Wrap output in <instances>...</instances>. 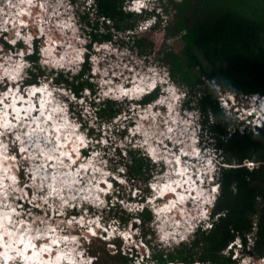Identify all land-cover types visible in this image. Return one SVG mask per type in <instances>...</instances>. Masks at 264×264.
<instances>
[{"label": "rangeland", "instance_id": "374dc122", "mask_svg": "<svg viewBox=\"0 0 264 264\" xmlns=\"http://www.w3.org/2000/svg\"><path fill=\"white\" fill-rule=\"evenodd\" d=\"M131 1L132 0H125L124 2V8L127 11H130L132 8L129 7ZM22 2L23 0H0V28L4 26L5 28L8 27L6 20H10L12 17L14 19L20 17L16 16V14L21 11V9L19 11H17V9L21 7ZM163 3L166 11H164V18L162 21L155 26V28H151V30L150 27L147 29V24H142L141 26L138 24L137 30L134 32L138 36L145 35L155 41V48L152 52L141 54L136 46L131 47L132 38L129 39L131 41L130 42L128 40V38H130L128 36L129 31L120 33L117 41L93 43L92 49L89 51L91 58L89 61L91 64V74L93 75L90 80L96 90L95 93H92L90 89L85 88L82 94L77 98V95L72 93L70 89L63 85L55 84L51 77L47 78L44 75L38 78L39 84L48 82L50 85L55 84L57 87L60 86V88H65L66 93L63 92L62 96L69 98L65 99L69 100L71 103V107L68 106V108L73 120H63L65 117H62L61 121H63L62 123H64L66 125H64L65 128H67H64L65 131L62 128L63 131L61 136L53 138L50 137L51 135H45L43 136V139H40V134L38 133L43 131H40L39 128L37 133L33 130V125L36 124V128L42 126L43 129H46L54 124V119L50 118L52 120L51 126H48L47 124L43 126V124L48 120L45 119L46 117H44L42 113H38L39 116H36L38 119L35 120L33 119V116H30V118L25 120L20 117V115H17L18 123H10L11 125L13 124L10 127L13 129L10 132H12V135L17 138L20 136L19 141L21 143L23 142L22 145L24 148V155L19 154L18 152L17 156L20 160L15 162H12V160L4 156L6 155L5 146L7 144L6 142L0 141V150L2 147L0 160L2 162L4 160L5 162H9L12 166L11 172L16 174V176L21 180L20 184H23V186L21 185L20 187L17 185L9 187L7 181L3 183L2 180L4 179H2L1 169L9 170L6 163L3 162L4 165L0 167V185L5 184L0 190V243L2 244L0 247V264H3V260H7V257H5V254L3 253V249H5V245L2 241L3 237L7 238L6 247L8 249L11 248L10 251L13 250L12 252L15 253L16 251L17 253L15 254L17 258H15V256L11 259L8 258V261H13L11 264H31L32 261H34L33 264H128L123 263L121 260V255L123 254H127L128 257H132L134 264H157L155 260L147 262V260L153 257V253H158V250L168 253L182 246L178 244V242L181 241L180 237L183 228L177 229L178 233L176 232V234H169L172 230L168 229L166 226L168 223V217L165 218L164 214L162 215L158 213V209L162 207V203L169 200L162 198L160 190L162 184L167 183V174L168 170H170L168 167L169 165L167 166V164H170V162L166 161V163L164 160H158V157L155 158L154 156H152L153 158H149V154L151 155V149L149 148L150 151L148 154V147L145 144V139L151 143L150 146L154 145L151 141L155 139V145L159 144V148H163L164 151H167L166 154L162 155V157L166 158V160L173 157L171 156L172 153L174 156L182 154V160H186L188 165H200L198 162L206 159L205 157H201L200 160L196 161V158H193L196 154H198L197 152L199 149H202L204 145L208 146L212 151V155H209L210 158L213 156V150L215 147L213 141L214 138L210 132L206 130V128H203V122L200 123L196 117V99L200 96L201 91L196 90L195 95H192V92H190V95L187 94L183 104L181 105L179 101L173 100L177 92L176 86L169 83L163 85L166 93L165 95H161L157 102L152 100L147 101L149 102L147 103L138 100L141 94L143 92L145 93V90H148L147 88H145V90H138L137 86L140 85L138 83L145 78L149 79L152 76L154 78L157 77L154 72L162 74L166 71V69L169 70L171 65L166 61V49L168 50L171 48L179 52L183 45L179 36H170L165 31L166 26L175 21L177 8L169 4L168 0H165ZM36 4L39 6L36 12H40L39 16L45 19H41L44 22L45 29L48 27L47 22L49 25L53 26L58 24L63 25V27L58 26L57 29L50 28V32L53 31L51 39H55L61 44V46H58L57 49L58 51L63 52V56L69 54L71 58L77 59L81 52H88L89 48L87 47V44L91 42V32L96 31L93 23L89 25L88 22H86L88 20L95 22L96 19V15L93 13L90 6V0H36ZM147 4L150 7L153 2L149 1ZM15 5L16 7H14ZM166 8H168V10ZM35 9H37V7ZM14 22L15 21L12 20L10 25H15L16 29L20 30L22 21H18V24H15ZM35 22L31 23V21H29L28 23L30 24L29 26H31L30 29L32 31L35 30ZM16 29L14 28L13 30L17 32V37L12 35L14 37H11V39L9 33L7 32H5L7 39L0 34V68H2L0 71L2 70L3 73L0 75V91H4L5 99L7 100H9V98L11 100V95L14 94L13 96H15V94H17L18 88L16 84H12L13 82L11 80L3 78L5 75L10 77L13 71L19 68L21 63L19 61H21V59L17 58V54L21 53V51H19V48L11 49V46L10 48L6 47L3 41L13 42L12 39L19 38L18 34H23L26 37L25 41H28L27 39L31 38L30 35L26 36L27 29L23 31L24 33H21V31H17ZM66 29H69L70 31L67 32ZM102 30L104 31V29ZM59 31L62 32L64 37H62L61 34H58ZM35 34L37 33L35 32ZM123 41L125 43H123ZM40 44L45 46L43 41H41ZM52 44L53 43H51V45ZM44 51L46 57L38 56V63L46 74H49L52 71H62L64 72V75L69 73L67 71H71L73 74L78 72V66H74V70L70 67L60 69L59 66L62 65H55L56 61L50 55L51 50L45 49ZM24 52H27V50H24ZM32 66L34 65L32 64ZM7 69L13 70L11 72ZM33 69H35V67H33ZM35 73L38 72L35 70ZM54 75H56V73L52 76ZM11 76H13V74ZM22 82L23 80H21L19 84ZM24 84H21L20 87L23 88ZM123 86L124 88L122 89ZM213 86L216 88L220 106L224 109L230 119H235L237 121L236 123H238L242 129L245 127L254 128L253 123L260 122L257 118V116L261 114V110L259 109V99H257L258 96L237 95L220 86ZM203 87V85H200V88L198 89L201 90ZM11 88L13 90H11ZM31 88L38 93V95L33 94L35 97L39 98L40 94L44 93L41 99H50L49 101H53V105L56 106L55 100H52L50 97L51 94H48L50 91L47 92V89L50 90V87H47L44 84H42V86L34 85L28 90ZM131 88L134 95L130 92H126L127 90H131ZM187 88L189 89V87ZM53 91H55V88ZM110 91H114L116 95H113V92ZM22 93L24 94L23 91ZM108 96H115L119 98L118 101L120 103L119 107L121 108V113L117 117L110 120H101L95 110V106H90V102H102L104 99L108 98ZM59 98L61 99L59 102L63 104L65 100L64 97ZM132 98L134 99L132 100ZM115 100L117 99L115 98ZM187 103L193 105V109L185 106ZM159 104H166L167 110L160 107ZM66 106L67 103L65 101V105L58 106L57 108L50 107L52 110L50 112H53V108H56V111H64L63 109H65ZM60 107L62 109H60ZM6 109L8 108L6 107ZM6 109L4 115L8 112ZM257 109L259 110L257 111ZM145 116L150 117L151 121L149 122V119L147 120V117ZM59 118H61V115ZM161 118L163 120H161ZM75 119L78 120V122ZM140 120H142L143 123ZM178 120L180 121L179 123H177ZM26 121L31 122L32 125L26 124ZM145 121H147V123ZM156 121L160 122L159 126L156 125ZM54 122H56V120ZM68 122L69 124H67ZM81 124H84L86 129L83 131H77V128H79ZM145 124L148 126V132L146 131L147 133L143 132V134H141L140 131L142 132L143 130L141 127ZM155 126L158 127L155 129ZM24 127L26 128L25 131H23ZM88 128H94L95 130L91 133L90 137H87L86 139L94 142L98 139V141L102 142L100 145L104 143L103 148L102 150L97 149V151L95 148L92 149L91 147L85 149L89 156L80 157L79 161L76 162L78 167H75L72 160H76V156H71L69 158L68 156H70V153H73L71 148L75 150L80 148V145L78 147L75 146L76 142L79 141L78 136L86 137V134H90V132L87 131ZM124 128V133H121ZM114 130H116V132ZM254 131L256 132L257 130ZM1 132L7 131L2 130L0 133ZM22 132L24 133L22 134ZM65 132H67L66 134L72 133L70 139L74 142H71L70 139L69 141L65 140L67 139L65 138L67 136ZM183 132H185L183 138H174L178 136L177 133L182 135ZM154 134H157L158 138H150L153 137ZM72 135L74 139L72 138ZM32 137L37 138V141L31 140ZM59 138H63L66 143L69 142L68 144L71 143L72 147L70 150L65 145V142V144H63L64 147H59L58 149L59 155L65 158L67 163L70 165H66L63 160H61L59 164L49 161L58 158L57 155L52 157L49 154H51V152L53 153V150H57L51 144V141H58ZM178 139L179 141L177 142ZM198 139L201 141L200 144L197 142ZM13 140L15 142V139ZM159 140H163V143H160ZM170 140L171 143L174 144L167 146ZM42 142H44L43 144L49 142L51 147L47 149L46 147H42L40 144ZM31 143H34L33 146ZM129 148L133 149L134 152L137 153L136 156L141 155L151 159L152 162V165L149 168L146 167L142 174L136 173L133 177H130L128 168H126L122 163V160L127 161L130 164L133 163L130 153L127 151ZM26 149L30 152H27ZM39 151H41L44 155H38ZM168 152H171V154H168ZM208 153L209 151L203 155H208ZM186 154L188 156H186ZM199 155L202 156V154ZM209 156L207 157L209 158ZM219 158L221 159L222 156ZM47 161L50 163L49 167L46 165ZM65 167L71 168V170ZM48 169L49 171L51 170V172L46 173ZM197 169L193 168L191 173L196 177V179H200V177L195 173ZM95 170H97V172H95ZM190 170L191 169H189V171ZM41 171L46 173L42 177L39 175ZM51 173H56L55 176L57 179H55V181L57 182V185L54 184V179L52 178L53 174ZM100 175L101 178L99 177ZM101 182L104 186H101ZM201 184L204 187H202V192H204V190L207 192V194L205 193V201L207 200L209 202V196L212 195L210 185L203 183L202 181ZM75 185H77V187H75ZM112 185L113 188L110 189L109 187ZM46 186H49V190ZM84 187H87L88 190L81 193ZM13 188L23 191V193L21 192L16 194V196L11 197L14 193L9 190ZM100 188H103V190L106 191H111L110 195H112L114 200L113 203L110 204H113V209L111 211L106 210V198L101 195L99 200L104 202L101 204L98 203V207L94 206L91 210L92 213L86 215V212L83 211L86 206L83 198L89 199L95 204V197H99L96 196L98 194L95 193ZM44 191L52 192L53 194L46 196ZM22 194H24L25 199H27L26 196L30 195V198H40L42 201H48L49 204H51L50 198L56 199V203H54V205L58 206V213L56 210L53 212L51 206L48 204L42 205V202L38 203L31 201L33 206H30L27 209L26 216L21 215L15 217L17 213L22 212L21 209L15 208V206H17L16 202L18 201L17 198H24L20 197ZM141 197H145V199L143 200ZM73 198L80 199L79 205H81V207L79 208V214L76 215V218L69 217L67 219V215L62 212L64 209L69 207L64 205V202L66 200L69 204H76V202L69 200ZM19 200L22 202L21 199ZM204 203L205 202H202L203 206H205ZM188 205V213L191 215L190 218H192L193 213L198 212L197 210L199 206L196 205L195 200L191 201ZM144 207L150 209L153 214V220L148 221L145 224L141 222V218L137 215V212L142 211ZM202 207L200 208L202 209ZM191 208L193 210H191ZM209 211L211 212L212 209H209ZM202 212H204L203 209L201 210V213ZM132 214L133 217L125 223L124 219H127L128 216ZM168 220L169 223H173L174 221L172 218H169ZM115 227H117V229L119 228L121 233H123L126 237V240L127 238L130 240L128 241L129 243L124 242L123 239H118L121 234L118 236V230ZM89 231L95 232L96 235H90ZM23 236H25V239H23ZM194 237L195 236H192V241L195 239ZM19 238L20 240H24L28 243L33 242L32 244H29V250L33 249L31 255L35 257V259H28L24 252H17V248H12V242H18ZM166 238H168V240H166ZM36 239L41 242L40 246H44V249L41 247L37 248L35 242ZM46 239L47 243L45 242ZM111 239H115V241H112ZM58 240L61 241L62 244H60ZM161 240H163V242H161ZM191 240L190 242H192ZM114 242L121 243V246L117 245V247ZM186 244H188V247L190 246L189 243ZM51 248L55 249L49 253L48 250ZM227 248L224 249L223 253L229 255L230 251L227 250ZM238 249L239 247H236L232 254V258L236 261L234 264H264V262L260 263V255L255 254L253 249L250 251H248V249H240L239 251ZM200 250L201 249H198L197 253H199ZM236 251L239 253L235 256V254H237ZM50 254L53 255L52 261L48 259L49 256H51ZM58 254L61 256L57 260ZM91 259H93V261H91ZM143 259L145 260L144 262H142ZM4 264L7 263L5 262ZM173 264L212 263H203L195 260L190 263L175 262Z\"/></svg>", "mask_w": 264, "mask_h": 264}, {"label": "trees", "instance_id": "16d2710c", "mask_svg": "<svg viewBox=\"0 0 264 264\" xmlns=\"http://www.w3.org/2000/svg\"><path fill=\"white\" fill-rule=\"evenodd\" d=\"M125 0H93L90 2L96 31L91 32L89 51L93 43L117 41L119 34L127 32L131 47H137L141 54L154 50L155 41L134 32L144 17L135 11L124 8ZM177 8L176 19L166 26L168 35L179 36L183 43L180 51L166 49V61L171 78L182 86L189 87L192 95L201 91L196 106L202 113L204 128L214 138V147L224 163L219 171L221 190L215 201L213 215H217L212 228L198 230L195 239L172 252L153 253L147 262L157 264L211 262L212 264H234L232 250L223 253L229 245H237L238 239L247 246V234L255 228L252 246L255 254L264 256V124L259 128L242 129L237 121L230 119L220 106L216 88L220 86L237 95H264V0H168ZM168 10V8H166ZM166 11V10H165ZM104 29V31L102 30ZM151 30V29H150ZM133 32V33H130ZM135 34V35H134ZM6 47L9 44L3 41ZM123 43H125L123 41ZM90 54L79 73L52 71L46 74L37 63V54L29 56L36 64L32 78L27 82L37 83L40 76L70 89L78 97L83 90L95 93L90 78ZM54 73L56 75L52 76ZM208 82V83H207ZM203 85V89L200 88ZM186 88V87H185ZM156 93L145 97L151 101ZM119 101L106 98L102 102L92 101L91 105L101 120H110L121 113ZM191 106V104L187 103ZM195 105V104H194ZM193 106V105H192ZM254 130H257L256 132ZM125 128L121 131L124 133ZM133 163L123 161L130 177L142 174L152 165L151 159L136 156L133 149L127 150ZM145 199V197H141ZM114 206L106 210L111 211ZM144 224L153 220L150 209L137 212ZM133 217L129 215L125 223ZM121 246V243H115ZM117 246V247H118ZM105 248V247H104ZM198 249H201L199 253ZM226 254V255H225ZM123 263L134 264L133 258L121 255Z\"/></svg>", "mask_w": 264, "mask_h": 264}, {"label": "bare ground", "instance_id": "6f19581e", "mask_svg": "<svg viewBox=\"0 0 264 264\" xmlns=\"http://www.w3.org/2000/svg\"><path fill=\"white\" fill-rule=\"evenodd\" d=\"M26 2V3H25ZM25 3V4H24ZM21 5L24 7V9L27 11V10H29V7H31L32 5H33V3H32V0H23V2L21 3ZM17 6H19V5H17ZM44 6V5H43ZM14 7H16V5L14 6ZM33 8H36V6H33ZM10 9H11V7H10ZM16 11V10H15ZM13 13V12H12ZM22 14V12H18V14H16V16H20ZM23 17H19V18H17V19H15L16 21L14 22L15 24H18V21L19 22H21V23H29V20H26V19H22ZM26 21V22H25ZM6 22V21H5ZM7 25H9V23H7ZM11 26V25H10ZM15 26V25H14ZM15 29H16V26L14 27ZM12 29V28H11ZM51 30V29H50ZM53 30V29H52ZM12 35H15V36H17V32H14V30L12 29ZM19 35V34H18ZM23 35V34H22ZM19 36H21V35H19ZM24 36V35H23ZM56 38V37H55ZM55 40V39H54ZM57 48H58V46H57ZM45 52V51H44ZM47 52V51H46ZM50 52V51H49ZM48 55V54H47ZM48 57H49V55H48ZM12 62V61H11ZM12 68V67H11ZM14 68V67H13ZM16 68V67H15ZM0 69H2V68H0ZM7 70H9V69H7ZM12 70L13 69H11V70H9V71H11L12 72ZM14 72V71H13ZM3 73H2V70L0 71V75H2ZM10 74V73H9ZM13 74V73H12ZM11 74V75H12ZM138 79V78H137ZM140 79V78H139ZM143 79V78H142ZM138 81V80H137ZM136 81V82H137ZM139 84V83H138ZM136 86V85H135ZM36 87V86H35ZM13 88V87H12ZM11 88V90H13ZM124 88V86L122 87V89ZM121 89V88H120ZM26 91V90H25ZM48 91H50V90H48L47 89V92ZM126 92H130V93H132V88H131V90H127ZM50 93V92H49ZM5 93H4V91L2 92V91H0V101H3V103H0V124L1 125H5L6 127H11L12 125L10 124V123H18V117L16 116V118H13L11 115H10V117H9V115H4V112H5V106L8 108L7 109V114H11L12 112H13V116H14V114H15V112L13 111V109L16 111V115H20V117H22L23 119H25V120H27L28 118H30V116H33V119L35 120V119H38L36 116L38 115V113H42V115L44 116V117H46L45 119L46 120H48L46 123H44L43 124V126L44 125H48V126H51L52 125V123L50 122V120L51 119H54V121L56 120V122H54L53 121V125L51 126V127H49V128H46V129H43V127L42 126H39V127H37L36 128V124L35 125H33V130L34 131H43V132H41V133H38V134H40V139H43L44 137L43 136H45V135H51L50 137H58V136H61V134H62V128L64 129L65 128V124L64 123H62L63 121H61V119L62 118H59V116L61 115V113L63 112V111H56L55 110V108H53V112H50V111H52L51 109H50V107H56L55 105H53V101H49V100H46V99H44V100H42V99H40V103H39V98H37V97H35L33 94H35V95H38V93H36V91H34L33 90V88H31L30 90H27V93H22V91L21 90H19L18 89V92H17V94H15V96H13V95H11V100H10V98H9V100H7V99H5V95H4ZM113 94V93H112ZM138 94V93H137ZM42 95H44V93L43 94H40V96H42ZM115 95H116V93H115ZM132 95H134L133 93H132ZM50 97H51V95H50ZM51 99H52V97H51ZM132 99H134V98H132ZM53 100V99H52ZM36 101H38V104H37V106H35V102ZM55 102H56V104H58V101L57 100H55ZM54 102V103H55ZM167 102V101H166ZM39 105H40V107H39ZM53 105V106H52ZM37 107L39 108V110L37 109ZM58 107V106H57ZM61 109V108H60ZM36 110H38V111H36ZM259 109H257V111H258ZM144 111H145V109H144ZM4 115V116H3ZM143 115V114H142ZM39 116V115H38ZM148 116H150V115H148ZM148 116H145V117H147V120L150 122L151 121V119H150V117H148ZM168 116V115H167ZM9 117V118H8ZM169 117V116H168ZM21 118V119H22ZM51 118V119H50ZM164 118V117H163ZM22 119V120H23ZM143 119V118H142ZM153 119V118H152ZM63 120H66V119H63ZM156 120V119H155ZM161 120H163L162 118H161ZM168 120V119H167ZM52 121V120H51ZM141 122H142V120H140ZM139 121V122H140ZM41 122H44V121H41ZM146 123H147V121H145ZM180 121L178 120V122L177 123H179ZM65 123H66V121H65ZM143 123V122H142ZM159 123L160 122H157L156 121V125H158L159 126ZM169 123V122H168ZM167 123V124H168ZM26 124H30V125H32V123L31 122H27L26 121ZM67 124H69V122L67 123ZM190 124H191V122H190ZM8 125H10V126H8ZM17 125V124H16ZM65 125V126H64ZM147 124H145L144 126H142L141 128H143V130H142V132L140 131V133L141 134H143V132H145V133H147L148 132V126H146ZM175 125V124H174ZM158 126H155V129H156V127H158ZM168 126V125H167ZM192 126V125H191ZM139 127H140V125H139ZM154 127V126H153ZM178 127V126H177ZM23 128V127H22ZM40 128V129H39ZM67 128V127H66ZM65 128V129H66ZM141 128H139V129H141ZM174 128V127H173ZM173 128H172V130H173ZM19 130H21L20 128H18ZM39 129V130H38ZM65 129H64V131H65ZM3 129H2V127H0V131H2ZM26 130V128L24 127V130L23 131H25ZM170 130V129H169ZM147 131V132H146ZM177 132V131H176ZM24 132H22V134H23ZM48 133H50V134H48ZM67 132H65V134H66ZM173 133V132H172ZM181 133V132H180ZM179 133V134H180ZM72 134V133H71ZM71 134L70 133H68V134H66L67 136L65 137V138H67V139H65L66 141H69V139H70V137H71ZM184 134H185V132H183V134L180 136V138L179 139H181V138H183V136H184ZM15 135H16V133H15ZM144 135H146V134H144ZM18 136V135H17ZM158 135L157 134H154L153 135V137H150V138H156ZM172 136V135H171ZM175 136V135H174ZM173 136V137H174ZM20 136H18V138H19ZM64 138V137H63ZM58 139V141L57 140H54L53 142L51 141V144L54 146V148L55 149H57V150H53V153L51 152V154H49L50 156H58V158H55L54 160H49L50 162H53V163H55V164H59L60 163V161L61 160H63L65 163H66V165H68L69 163H67V160H65V158H63L62 156H60L59 155V152H58V149H59V147H64V145L63 144H65L66 142L64 141V139ZM72 138H73V135H72ZM150 138H149V140H150ZM158 138V137H157ZM174 138H178V136L177 137H174ZM37 138H35V137H32V139L31 140H34V141H37L36 140ZM39 139V140H40ZM51 139V138H50ZM74 139V138H73ZM83 139V137H80V136H78V140L79 141H81ZM179 139L177 140V142L179 141ZM16 140V139H15ZM71 140V139H70ZM146 140V142H145V144H146V146L148 147V150H149V148L151 149V151H150V153H151V155L152 156H154L155 158H157L158 157V160H164L165 162L166 161H169L170 162V164H167V166L169 167V169L170 170H168V174H167V183H164V184H162V186H161V190H160V192H161V196H162V198H165L166 200L167 199H169V200H167V202H164V203H162V207H160L159 209H158V213H160V214H164V216H165V218L166 217H168L167 218V221H168V223H167V228L168 229H170V230H172V231H170V233L169 234H176V232H177V229H182V228H186L187 226H188V224L192 221L191 220V218H190V214L188 213V207H189V203L191 202V201H193V200H195V202H196V205H198L199 207H198V210L197 211H201L202 209L200 208V207H202L203 205H202V202H205V197H206V195H205V193L207 194V192H205V190H204V192H202V190H203V185L201 184V179H196V177L194 176V175H192V173H191V171H192V169L194 168V169H197V168H199L201 165H195V164H193V165H188V163H185L183 160H182V154L181 155H179V156H174L173 155V153H172V155L171 156H173V157H170L168 160H166V158H163L162 157V155L163 154H166L167 153V151L165 150H163V148H159V144H156L155 145V143H156V141H155V139H153L151 142L154 144V145H152V146H150L151 145V143H149V141H147V139H145ZM157 140V139H156ZM186 140V139H185ZM78 141V142H79ZM181 141V140H180ZM40 142V141H39ZM59 142V143H58ZM65 142V143H64ZM71 142H74L73 140H71ZM78 142H76V144H75V146L76 147H78L79 145H78ZM155 142V143H154ZM159 142L160 143H163V140H159ZM23 143V142H22ZM44 142H42V143H40L41 144V146L42 147H46V149L47 148H49V147H51L50 146V143L49 142H47L46 144H43ZM32 144V143H31ZM34 144V143H33ZM33 144H32V146H33ZM61 145V146H60ZM66 145V144H65ZM30 148V147H29ZM66 148V147H65ZM67 148H69V150H70V148H71V143L70 144H68L67 145ZM168 149V148H167ZM1 150H2V147H1ZM0 150V153L2 154V151ZM186 150V149H185ZM26 151L28 152L29 150L28 149H26ZM66 151V150H65ZM77 151V150H76ZM30 152V151H29ZM68 153V152H67ZM66 153V154H67ZM1 154H0V156H1ZM44 155L41 151H39L38 152V155ZM168 154H171V152L169 153L168 152ZM200 154H202L201 152H200ZM23 155H24V153H23ZM26 156V155H25ZM71 156H73V157H75L76 155L74 154V153H70V156H68V158L69 157H71ZM167 156H169V155H167ZM197 158H201V157H204L203 155L202 156H200L199 154H196L195 155ZM35 158V157H34ZM33 158V159H34ZM1 159V158H0ZM35 160V159H34ZM37 160H39V159H37ZM42 161V160H41ZM3 162H5V160L3 161ZM1 160H0V167L2 166V165H4V163H3ZM6 163V162H5ZM164 163V162H163ZM167 163V162H166ZM6 165L7 166H9L8 165V162L6 163ZM46 165H47V167H49L50 166V163H48V161L46 162ZM70 165V164H69ZM88 167H90V166H88ZM36 168V167H35ZM51 168V167H50ZM65 168H67V169H70L71 170V168H68V167H65ZM75 168V167H74ZM97 168H99V167H97ZM47 169V168H46ZM95 169H96V167H95ZM189 169H191L190 171H189ZM2 170V169H1ZM70 170H69V172H70ZM177 171V172H176ZM33 172V171H32ZM49 172H51V170L49 171V169L47 170V172L46 173H49ZM95 172H97V170H95ZM169 172H170V174H169ZM39 173V172H38ZM37 173V174H38ZM44 171H41L40 172V176L42 177L43 175H45L46 174ZM62 173H63V171H62ZM34 174H35V172H34ZM51 174H53L54 175V177H53V175H52V178L54 179V184L55 185H57V182L55 181V179H57L56 178V173L54 174V173H51ZM101 174V173H100ZM104 176V175H103ZM33 177H34V175H33ZM32 177V178H33ZM100 178H101V175L99 176ZM105 178V177H104ZM51 179V178H50ZM106 180V179H105ZM3 181V183L5 182V181H8L7 179H4V180H2ZM2 181H1V183H2ZM63 181V180H62ZM67 182H69V181H67ZM103 182V181H102ZM101 182V186H104L103 185V183ZM66 183V182H65ZM84 183V182H83ZM95 183H96V181H95ZM86 185V184H85ZM59 186V185H58ZM60 186H61V184H60ZM87 186V185H86ZM75 187H77V185H75ZM203 187V188H202ZM104 188V187H103ZM103 188L101 189H99V190H103ZM1 190V189H0ZM88 189H87V187H84V189H83V191H81V193H83L84 191H87ZM99 190H97L96 191V193L95 194H98V195H96V196H99V198L101 197V195L102 194H100V192H99ZM212 191V190H211ZM71 193V192H70ZM195 194V195H194ZM63 195V194H62ZM30 196V195H29ZM74 199V198H73ZM94 199V198H93ZM165 200V201H166ZM66 201V200H65ZM96 201V200H95ZM104 202V201H103ZM102 201H99L98 203L99 204H101V203H103ZM191 205V204H190ZM205 208H207V206H205ZM191 210H193L192 208H191ZM157 214V213H156ZM193 214H195V213H193ZM174 215V216H173ZM181 215V216H180ZM4 216V215H3ZM175 217V218H174ZM169 218H172V220H174L173 221V223H169ZM176 219V220H175ZM1 222V221H0ZM9 228V227H8ZM167 232V231H166ZM23 233V232H22ZM178 233V232H177ZM90 234V233H89ZM168 234V233H167ZM168 234V235H169ZM109 235V234H108ZM29 236V235H28ZM173 236V235H172ZM181 236H182V233H181ZM25 236H23V239H25L24 238ZM177 237V236H176ZM27 238V237H26ZM60 238V237H59ZM64 238V237H63ZM62 238V239H63ZM173 238V237H172ZM9 239H10V236H9ZM28 240H29V238H28ZM3 243H4V245H5V249H3L4 251H3V253L5 254L4 256L5 257H7V259L8 258H12V257H14L15 256V254H17L16 253V251H15V253L14 252H12V251H10V249H8L6 246V244H7V238L6 237H3ZM59 241V240H58ZM130 241V240H129ZM36 246H37V248H42V249H44L45 247L43 246H40V241L38 240V239H36ZM45 242L47 243V239L45 240ZM33 242H25L24 240H20V238H19V241L18 242H16V241H13L12 242V248H17L16 250H17V252L18 251H22V252H24L26 255H27V257H28V259L29 258H32V259H35V257H33L31 254H32V251H33V249L32 250H29V244H32ZM59 243L60 244H62V242L61 241H59ZM1 250V249H0ZM37 252H38V250H37ZM54 253V252H53ZM51 255V254H50ZM32 256V257H31ZM60 254H58V257H57V260L60 258ZM23 257V256H22ZM15 258H17L16 256H15ZM49 260H53V255H51V256H49V258H48ZM39 260V259H38ZM3 262V264L6 262L7 264H11L13 261L12 260H6V261H2ZM33 262L34 261H32L31 262V264H33ZM35 264V263H34ZM61 264V263H60Z\"/></svg>", "mask_w": 264, "mask_h": 264}, {"label": "clouds", "instance_id": "9594fccd", "mask_svg": "<svg viewBox=\"0 0 264 264\" xmlns=\"http://www.w3.org/2000/svg\"><path fill=\"white\" fill-rule=\"evenodd\" d=\"M149 1H152L153 2L152 6H150V7L147 4V2H149ZM162 1L164 2L165 0H145L142 3H141L140 0H132L130 2V4H129L130 5L129 7H132L130 9L131 11H135V12H137L139 14H144V17L140 20L139 25L147 24V26H148L147 29L149 27L151 29V28H155V26H157L162 21V19L164 18L163 15H164L165 8H164V3ZM90 2H93V0H90ZM32 3H33V5L31 7H29V10H27L28 13H29V15H26L25 14L26 10L24 9V7L22 5H21V7H19L17 9V11H19L21 9L20 12H22L24 14V15L22 14L23 15L22 17L23 18H26L27 17V20L38 21L37 18H40L39 17L40 12H36V11L38 10L39 6L36 4V0H32ZM33 6H36L37 9L33 8ZM7 9H9V8H7ZM58 26L63 27V25L58 24V25H55L54 29H57ZM30 27L31 26H28V28H27V35L32 36L29 41L26 42L24 38H22V37L20 38L19 37L17 39L14 38L12 40V41H15V45H13L12 42H11V44L7 42L9 44V47L11 46V49L19 48V51H23V52H24V50L25 51L27 50V52H29V49H30V52H29V54H27V58H26L27 59V65L25 66L24 71H23L26 76L28 74H32L33 71L35 72V70H33V67H35L36 64L29 58V56L35 55V54H37V56H39L38 55L39 49H40V47L43 46L40 43H41V41H43V43L45 42V39L40 36V31L38 30V28L35 27V30H33V31H35L37 33V34H35V32H33L30 29ZM25 29L26 28H24L23 30H20L21 33H24L23 31ZM16 30L18 31V29H16ZM136 30H137V28H136ZM66 31L69 32L70 30L69 29H66ZM51 33H53V32H51ZM58 34L59 35L61 34V36L64 37L62 35V32L59 31ZM28 44H29V46H28ZM27 52H24V53H27ZM88 52H89V49H88ZM88 52H81L80 55H79V57L77 59H74V58H71L69 54H66L62 58L61 56L63 55V52L58 51L57 52L58 53V56L61 59V61H60V63L58 65H62V66H59L60 69H62V68L65 69L66 67H70L72 70H74L73 69L74 66H76V67L78 66L79 70H78L77 73H79L80 70L82 69V65L85 63V57H86V54ZM89 54H90V52H89ZM67 56H68V58H67ZM37 63H38V60H37ZM32 64L34 66H32ZM57 72H60V71H57ZM67 72L72 73L71 71H67ZM154 74L157 77L154 78L152 76L149 79L148 78H145L144 80H142L140 82L138 81L139 84H140L139 86H137L138 90H145V88L148 89V90H145V93L143 92L144 94L143 93L141 94V96L138 98V100L143 101L145 99V97L150 96V95H153L154 93H156V97L153 98V101L157 102L158 101V98L161 95H165V93H166L165 92V89L163 88V85L164 84L171 83L174 86H176V88H177V92H176L175 97L173 98V100L179 101L181 103V105H182L183 104V101H184V99L186 97V95L187 94L190 95V90L187 87L185 88L184 86H182V85H180L178 83H175L173 81V79L171 78L170 71L168 69H166V71H164L162 74H158V72H154ZM48 84L50 85V83H48ZM55 84H57V83H55ZM55 84L54 85H51V86H53V87L56 86L57 87V85H55ZM59 85H61V84H59ZM58 87H60V86H58ZM63 89H65V88H63ZM113 95H115V92L113 93ZM250 95L258 96L257 99H259L258 100L259 101V104H260L259 109L261 110V112H260L261 114L259 116H257V118L259 119L258 121H260V122L253 123L254 128L257 129V128L261 127L264 124V119H263L264 118V107H263V105H264V95H260V94H250ZM60 97H64V99L65 98H68L66 96H62L61 93H60ZM108 98L109 99H114V100L116 98L117 101L119 99L118 97H115V96H113V97L108 96ZM65 101L67 103V109H68V112H69L68 106H70L71 103L67 99H65L64 102ZM136 101H137V99H136ZM147 103H149V102H147ZM90 106H92V105L90 104ZM159 106L162 107V108H164L165 110H167V105L166 104H159ZM185 106L193 109L192 108V105L191 106L190 105L188 106L187 104H185ZM71 111H72V108H71ZM195 113H196L197 120H199V122L201 123L202 122V113H201V111H200V109L198 107L195 108ZM181 114H183V113H181ZM69 119H72L73 120V118L71 117V115H70V118ZM76 121L78 122V120H76ZM240 123H242V122H240ZM197 127H198V125H197ZM85 129H86V127L84 126V124H81L80 127H79V130L80 131H83ZM94 130H95L94 128H92V129L88 128L87 131H89L90 134H86V137H83V138L90 137L91 133ZM198 130H199V128H198ZM114 131L116 132V130H114ZM198 133H200V132H198ZM177 135L180 138L181 135L179 133H177ZM197 142L200 144L201 141L198 139ZM100 143L101 142L98 141V139H97V140H95V142L94 141H91L90 142V146H91L92 149L95 148V150H97V149L98 150H102L103 144L100 145ZM173 144L174 143H171V140H170V142H169V144L167 146L173 145ZM80 147L82 148V145H80ZM207 151H209L208 155H203ZM200 152L202 153L203 156H205V158H207V161L209 162V166L208 167H204L205 170H204V174H202L201 180H202L203 183H206V184H209L210 185V191L212 190V192H211L212 195L209 196L210 197V201L208 202L206 200L205 203H204L205 206H207V208H205V206L202 207V209L204 210V212L201 213V211H198L197 213H195V214L192 215V218L191 219H193V220L188 224V226L186 228H183L182 236L180 237L181 238V241L178 242V244L179 243H182V242H185V243L186 242H189L191 239H193L192 236H195V234H196V232L198 230L211 229L212 228L213 221H214V218H215V216L213 215L212 212H213V209H214V206H215L216 198H217V196L219 194V187H220L219 181H218V179H219V171H220L221 167L224 165V163L219 158L220 157L219 156V152L216 149L213 150V156H211V158H210L209 155H212V151H211V149L208 146L204 145L203 148L202 149H199V151L197 153L200 154ZM84 153L85 154H88L86 150L84 151ZM186 156H188V155L186 154ZM207 156H209V158ZM46 187L48 188V186H46ZM110 187H111L110 189H112L113 188V185L110 186ZM44 193H45V195L47 194L46 191H44ZM110 194H111V191L110 190H109V193H107L105 195L102 194L106 198V200H105L106 201L105 202V207H107V208L109 206H113V204H110V203H113V200L114 199H113L112 195H110ZM96 198L97 197H95V199ZM96 200H98V199H96ZM209 209H212V211L210 212ZM119 235L120 234H118V236ZM189 236H191V237H189ZM120 237L121 236H119L118 239H120ZM166 239L168 240V238H166ZM234 246H231L229 248V251L232 250V252H234L235 251ZM260 263H261V261H260ZM168 264H173V263H168Z\"/></svg>", "mask_w": 264, "mask_h": 264}, {"label": "built area", "instance_id": "2783aa9c", "mask_svg": "<svg viewBox=\"0 0 264 264\" xmlns=\"http://www.w3.org/2000/svg\"><path fill=\"white\" fill-rule=\"evenodd\" d=\"M141 1V3L142 2H144L145 0H140ZM141 26V25H140ZM255 233H256V231H255V228L252 230V232L251 233H249V234H247V246L244 248V243L241 241V239H238V241H237V245H233L234 246V248H236V247H239V251H240V249H244V250H246V249H248V251H250L251 249H252V246H253V244H254V240H255ZM231 247V245H229L228 246V248H227V250H229V248ZM236 253L237 254H235V256L236 255H238V253L239 252H237L236 251ZM259 260L261 261V263H263L264 262V256H260V258H259Z\"/></svg>", "mask_w": 264, "mask_h": 264}, {"label": "water", "instance_id": "95a60500", "mask_svg": "<svg viewBox=\"0 0 264 264\" xmlns=\"http://www.w3.org/2000/svg\"><path fill=\"white\" fill-rule=\"evenodd\" d=\"M9 35H10V37H14V36H12V33L11 32L9 33ZM24 93H26V92H24ZM219 190H221V187H219Z\"/></svg>", "mask_w": 264, "mask_h": 264}, {"label": "snow or ice", "instance_id": "6c2138e0", "mask_svg": "<svg viewBox=\"0 0 264 264\" xmlns=\"http://www.w3.org/2000/svg\"><path fill=\"white\" fill-rule=\"evenodd\" d=\"M0 103H3V101H0ZM0 135H2V134H0Z\"/></svg>", "mask_w": 264, "mask_h": 264}]
</instances>
